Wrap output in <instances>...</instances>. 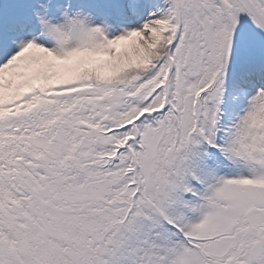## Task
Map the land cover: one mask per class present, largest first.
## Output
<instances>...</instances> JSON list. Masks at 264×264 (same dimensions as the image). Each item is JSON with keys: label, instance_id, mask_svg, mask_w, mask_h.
Returning <instances> with one entry per match:
<instances>
[{"label": "snow or ice", "instance_id": "6c2138e0", "mask_svg": "<svg viewBox=\"0 0 264 264\" xmlns=\"http://www.w3.org/2000/svg\"><path fill=\"white\" fill-rule=\"evenodd\" d=\"M0 264H264V0H0Z\"/></svg>", "mask_w": 264, "mask_h": 264}]
</instances>
